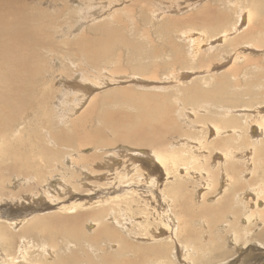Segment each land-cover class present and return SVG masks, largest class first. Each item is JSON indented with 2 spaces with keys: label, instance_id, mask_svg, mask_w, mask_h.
I'll list each match as a JSON object with an SVG mask.
<instances>
[{
  "label": "bare ground",
  "instance_id": "1",
  "mask_svg": "<svg viewBox=\"0 0 264 264\" xmlns=\"http://www.w3.org/2000/svg\"><path fill=\"white\" fill-rule=\"evenodd\" d=\"M44 1L0 0V157L5 160H0V195L5 197V199H0V202L8 201L6 203L7 210L0 209V264H233L236 254H241L245 247L251 243L252 237L255 236L264 241V111L255 108L254 114H248L249 112L247 113L245 109L237 110L229 108L230 106L228 108L221 107L223 109L221 118L217 117L219 120L213 118V122H210L211 125L208 124V117H203L204 121L203 118H200L201 112L199 118L194 119L195 117H193L194 120L191 119L190 124H186L189 127L187 130L183 129L184 131L179 133L180 129L177 130V127L180 126L176 122L177 119L175 120L170 115L174 106H171L164 93L159 94L158 91L157 94H150L137 92L130 88L121 90L117 88L116 91L112 90V93L100 96V94L97 95L98 93H90L88 86L75 89L69 82L74 73L72 74L66 69L64 62L55 58L54 50L53 64L50 74L47 76L46 62L47 60L51 62V59L43 61L41 56L43 53H51L53 42L46 29L51 25H59L63 20H59L61 15H49L46 9L41 8L40 5H43ZM94 1L78 0L79 11L83 14L81 15L82 19L86 13H91L96 4ZM251 1H249L250 5H252ZM97 3L102 6L103 1L99 0ZM136 4L141 5L140 9L144 10L151 2L150 0L149 2L136 0L134 5ZM258 4V0H253L254 8ZM209 6L206 4L200 8L199 13L189 14V20L188 16L186 20L182 17L167 18L156 30H160L162 34L164 31L168 34L175 28L181 29L184 24L192 25L190 23L194 22L195 24H193L198 25L202 33L207 32L215 27L213 25L215 22L221 23L228 18L226 12L211 11ZM206 7L209 8L206 9ZM129 8L119 11L121 15L116 11L107 15L116 21H123L122 14L127 12L126 15L129 16L128 13L132 15L135 13H132L133 8ZM73 12L72 8L69 9L65 17H70ZM252 14L249 12L245 18L248 20L249 28L245 24L246 28L244 27L243 33L238 34L242 28L238 25L242 16L239 14L236 24L230 30L233 31V38L236 39L234 43L237 44L238 39L252 34L256 29L252 26L254 21ZM131 18L133 19V17ZM140 18L142 19V17ZM144 19L147 20L148 17ZM132 22L134 25L135 22ZM258 23L259 25L264 24V14ZM99 25H103L99 31L104 33V46H100L96 39H80L78 41L79 46L87 44L86 60L93 70L101 69L94 66L98 61L109 62V57L105 58V56H111L110 54L113 53L111 50L116 49L117 45H124L123 48L128 47L135 56L149 57L151 61L157 57L159 47L156 44L152 45V42L148 40L149 43L151 42L150 47L147 48L146 44L142 45L147 41L146 37L142 43L139 42V38L138 40L135 38L128 40L116 28L106 25V22L102 21ZM75 28L77 26L71 28L72 32ZM227 30L223 29L218 35L219 38H223V42H230L229 30ZM63 33L66 34V32ZM148 33L147 31L146 34L149 38L150 33ZM182 37L188 40L189 54L197 55L199 40L187 35L185 31H182ZM256 38L258 39V37ZM172 40L169 38L166 42L163 41L165 42L163 46H161L162 42L158 45L164 50L167 46L168 51L172 52L174 63L182 65L185 60L182 57L181 45ZM249 44L246 39H242L240 43V45ZM74 45L73 42L71 46ZM145 47L151 49L147 50ZM255 47L254 50L264 49L259 45ZM239 49L241 46L236 50ZM240 53V51L237 52V57L241 55ZM209 56L208 60L199 62L200 67L205 65L209 67V64L214 62V55ZM237 57L235 56V59ZM135 58L137 59V57ZM130 61L133 63L132 59ZM145 61L147 62V60ZM154 62H143L144 64L136 62L133 63L134 65H128L130 68L133 65L131 69L134 75H139L142 78L147 77L148 80H152L150 82H154L153 80L157 79L155 74L159 69V64ZM114 63V68H112L119 71L128 66H118L115 61ZM250 64V62H245L243 67ZM236 71V66L232 65L227 73L216 77L214 85L216 93H221L229 88L228 84L231 80L229 77H236ZM74 72L76 71L74 70ZM121 72L125 74L124 71ZM121 72L116 71L118 74H122ZM116 73L111 74L115 75ZM144 73L146 76L143 77ZM80 74L81 80L94 84L91 79L88 80L85 72L81 71ZM57 79H60V83L63 84L60 88L55 86L54 82ZM197 84L198 82L193 81V84L188 86L191 91L195 92L194 96L203 94L199 93L196 88ZM146 87L145 89L148 88ZM151 89L153 88L151 87ZM155 90L159 89L155 88ZM68 91H74L76 97L72 98L73 103H65L64 107L66 108L60 109L58 98L62 93ZM52 95H55L54 98H51ZM115 95H119L121 103L130 104L128 107H134V111L122 108L114 111L105 110L103 106L112 97L115 98ZM193 100L196 98L194 97ZM178 109L182 111L183 116L179 118L183 122L187 119L190 120L187 117L189 113L185 112L189 108ZM98 111L103 112L97 115ZM56 112L59 113V117ZM203 113H207V110ZM70 117L72 120L67 128L65 119ZM55 118L57 120H54ZM92 122H97V124L91 127ZM202 126H205V134L211 131V135L214 133L216 136L214 140L208 142L210 147L205 143L204 150L201 148L206 137L204 135L196 136L195 132V136L192 137L191 133L192 127L202 128ZM171 132L176 133L178 137L167 141L166 137ZM121 145L129 149H119ZM91 147H94L95 151L89 149L87 151V148ZM101 148H106V153L99 154L101 151L98 150ZM33 149L39 151L40 161L35 160L36 158L32 154ZM215 149H218L221 154H219V158L217 157L218 160L213 162L211 154ZM65 156L71 159L75 170L83 171L82 179L79 175L68 171L72 179H79V185H73L75 194L59 178H57L59 182L57 191L50 190L52 173ZM125 157H128L130 161L124 160ZM57 158L59 161L50 166L51 162L56 161ZM109 158L111 160H108ZM119 161L122 163V167L116 165L119 164ZM62 169L64 170V166ZM47 170H52V172L48 173ZM236 171L242 177L234 180L231 174ZM111 173L117 175L116 183L106 180L103 184L98 183L101 178L105 179ZM9 175H14L15 182L20 180L24 182L21 175L24 178L32 179L35 183L32 188L26 186L25 191H30L22 193L19 187L17 190H14L13 186L9 187ZM90 177L97 179L98 182L88 181ZM218 177H221L220 181L217 180ZM119 178L120 181L124 178L126 180L121 181L120 184ZM239 180L243 182V187L233 194L230 193L232 184ZM6 182H8L7 185ZM140 183L149 185H139ZM61 185L62 187H60ZM155 185L160 186L159 194L163 197L164 203L162 204L164 206H162V212L157 213V216L156 212L153 215L150 214L151 218L155 216L154 221L149 219L152 220L150 222L146 220L150 217L145 213L147 209L142 207L146 206V200L142 199L141 192L143 191L140 192V190L145 191L147 189L145 187ZM218 185H222L220 191L216 190ZM47 188L49 192L42 194V190L48 191ZM104 190H107L105 197L100 196L104 192L95 196L88 195V191ZM201 190L204 192L202 193ZM8 193L13 196L21 194L22 198L15 199V197L12 202L10 201L12 196L6 197ZM113 194L114 196H112ZM207 197L211 200L207 201ZM13 204L24 207L25 210L30 205H35L37 206L36 212L31 216L24 215L27 214L25 211L22 213L17 211L18 213L15 214L13 212L15 210H12ZM103 204H106L105 208ZM251 206L253 207L251 208ZM56 208L60 211H52ZM147 208L149 209V207ZM40 210L43 212L40 213ZM110 210H117L123 216L122 224H119V227L128 231L133 239L145 238L152 242L136 247L134 241L129 240L120 230L105 220ZM134 210L137 212L135 214L143 218L142 221L136 222L135 216L137 215H130L134 213ZM87 220L94 222L95 227L92 225L93 228L86 229L84 224ZM132 220L135 223V228L127 230V223ZM195 222H199L203 226V231L207 233V242L198 243L195 233H188L187 226ZM215 222L217 224L214 227L213 223ZM249 226H253L254 229ZM166 227L169 236H164L162 233L164 229H167ZM88 230L91 233H88ZM34 232L49 234L50 242L41 243L48 248L46 253L38 254L25 263H22L23 255L22 261L14 260L16 249L11 252H7L6 249L19 246L21 251L25 246H28L30 251H34L37 246L33 244L34 242L30 247L31 236ZM139 235L143 237H139ZM22 238H25V242L20 246L18 243L23 241ZM257 238L258 242L262 241ZM59 239L65 243V247L73 245L74 249L64 252V256L59 254ZM258 242H255L257 247ZM110 245L115 247L113 251H108L111 247L105 250V246ZM2 248H4L3 251ZM93 248L95 254L89 252ZM52 250L55 255L51 259ZM169 257L171 258L169 259Z\"/></svg>",
  "mask_w": 264,
  "mask_h": 264
},
{
  "label": "rangeland",
  "instance_id": "2",
  "mask_svg": "<svg viewBox=\"0 0 264 264\" xmlns=\"http://www.w3.org/2000/svg\"><path fill=\"white\" fill-rule=\"evenodd\" d=\"M70 1H66V0H45L43 2V5H40L41 8L46 9V11L49 15H53V16L61 15L59 17V20H63V22H61L59 25H51L46 29L47 34L50 36V38L53 42V49H52L51 53H43L41 56V59L43 61H45L47 59H51V62H49L48 60L46 62L47 66H48V70L46 73L47 76L50 74V71H51L50 68L52 67V64H53V60H54L53 50H54L55 51V58L60 59L62 61V63L64 62L66 69L69 70V72H71L72 74L74 73V75L70 78L69 82L71 83V86L74 87L75 89H79L80 87L88 86L90 88L89 89L90 93H94V94L98 93L97 95L100 94V96H104L107 93H112L113 92L112 90L115 89V91H116L117 88L119 90L130 88V89H133L134 91H137V92H139V91L143 92V93L147 92L150 94H157L158 91H159V94L164 93V95H166L168 97V100H169L171 106L172 107L174 106L173 107L174 109L172 108L170 115L175 120L177 119L176 122L181 128L184 127L182 129L180 127H177V130L178 129L182 130V131L178 130L179 133L180 132L182 133L184 130H187L189 127L186 124H190V121H192L191 119H193V117H195L194 119L199 118L201 112H202V114H201L202 116L200 118L208 117L209 118L208 124L211 125L210 122L211 121L213 122V118L218 119V120H219V118H221L220 115L223 112L222 108H228L229 106H230L229 108L232 107L233 109H237V110L245 109L247 113L249 112L248 114H254L255 108L262 110V112L264 111V108H263V106H264V104H263L264 103V49L254 50L256 48L255 47L256 45H259V46L264 48V24L262 23L259 25V23H258L259 21H261L263 14H264V0H258L259 4L255 8H254V6H252L253 0L251 1L252 5L249 4L250 0H152V1L150 0L151 4H148L144 10L140 9L141 5H139V4L134 5L136 0H102L103 1V3H102L103 7L101 6L100 3H97L99 0H95L94 2L97 5L95 4L93 6L94 8H92V10H91L92 14L86 13V15L83 17V19L81 18V15H83V14H81V12L79 11L80 7L78 4V0H73V2H70ZM146 1L149 2V0H146ZM206 4L210 5L209 7H210L211 11H216V12L224 11V12H226V14H228V18L226 20L222 21L221 23L215 22L213 24L215 27H213V28L209 29L207 32H203V33L201 32L198 25H194L195 24L194 22H193L194 24L192 22L190 23L192 25L184 24L181 29L179 27L175 28V29L171 30L168 34L165 31L163 32L164 34H162L160 32V30L159 31L156 30V29H159L158 26L161 27V24H162L161 22H163L167 18L173 19V17L174 18L175 17L176 18L182 17V18H184V20H186V17L188 16V20H189L190 19L189 14L199 13L200 8H203V6H205ZM129 7L133 8L134 11H132V13H134V12L135 13L133 15L131 13H128L129 16L126 15L127 12L124 13V15L122 14L123 21H116V19L107 15V14L113 13L115 11H116V13L117 12L120 13L119 11L127 10ZM209 7H206V9ZM261 7H263V8H261ZM71 8L74 12L71 14L70 17H65V15L68 13L69 9H71ZM131 8H129V9H131ZM94 10H95V12H94ZM151 10H153L154 12L153 11L151 12ZM260 10H261V12H260ZM249 12L251 14L253 13L252 15L254 16V21H253L252 26L256 27V29L252 32V34H250V35L248 34V36H245L241 39H238V42L236 44V43H234V42H236V39L233 38L234 33H233V31H230V30H231L232 26L234 24H236V21L239 17V14H241L242 16L240 17L238 25L241 26L242 28L245 27V24L247 26L248 20H246L245 18L247 17ZM99 14H100V16H99ZM120 15H121V13H120ZM131 17H133V19ZM140 17H142V19ZM146 17H148L147 20L144 19ZM243 17H244V19H243ZM80 20H82L81 23H80ZM120 20H122V19H120ZM102 21L104 23L106 22V25L108 24L109 27L116 28L118 30V32L119 33L121 32V34L123 36H125V38L128 40H133L134 38L138 40V38H139V42L142 43L143 41H145L147 39V41H145L146 43L143 42V44H142V45L146 44L145 46H147V48L151 46V42H152V45L156 44L159 47V53H158V55H156L157 56L156 58L152 59L155 62L151 61L149 57H148L149 58L148 59V58L138 57V55L135 56L133 54V52L128 47H125L127 49L126 50L125 48H123L124 45L122 46L120 44L121 46L117 45L118 47H116V49L111 50V51H113V53L110 54L111 56H109V55L105 56V58L109 57V60H108L109 62L104 63L102 61H98L96 64H94V66L101 68V69L97 70V71L93 70L89 66V64L86 60V57H87V55H86V48L87 47L86 46H87V44H84L83 46H79L78 41L80 39H90V40L96 39L100 46H104L105 45L103 42L104 33L99 31V28H101L103 26V25H99L100 23H102ZM131 21H134L135 24L133 25V22L131 23ZM196 21H197V19H196ZM242 24H244V26H242ZM256 25H258V26H256ZM261 25H263V27H260ZM74 26H77V28H75L74 31L72 32L71 28ZM242 28H240V29L242 30ZM245 28L242 31L240 30V33H238V34L243 33ZM247 28H249V27L247 26ZM223 29L229 30V31L228 30L227 31L229 32L228 37L230 38V40L229 39L228 40L230 42H223V38H219L218 35L221 33V31ZM147 31L150 33V34L148 33L149 38L147 37L148 35L146 34ZM182 31H185L187 35H190L191 37L195 38L196 40H199V48L197 47V49H198L197 55L189 54L190 51L187 49L189 43H188L187 39H183ZM63 32H66V34H64ZM260 34H262V35L260 36ZM140 35L141 36L144 35V36L141 37ZM159 35H162V36H159ZM163 36L167 39H169V38L171 40L173 39L172 41L181 45V50L183 51L182 57H184V60H185V62L182 65H178V64L174 63L172 52L168 51L167 46L165 47V50L161 47V46H163V44L167 40V39L165 40V38ZM256 37H258V39ZM144 38H145V40H144ZM242 39H246L247 42L250 44L249 45H240V43L242 42ZM148 40L151 42L149 43ZM163 41H165V42H163ZM73 42L75 45L71 46V44H73ZM161 42H162V45L159 46L161 44ZM244 44H246V43H244ZM232 46H234V47H232ZM239 46H241L242 50L241 49L236 50ZM147 48L145 47V49H147ZM150 49L151 48H149L147 50H150ZM129 50H130V52H129ZM238 51L241 52L240 53L241 55L239 57H237V55H236ZM247 51L249 54L247 53ZM131 52H132V54H131ZM129 53H130V55H129ZM212 54L214 55V59H215L214 62L210 63L209 67H206L207 65H205L204 67H200L199 62L201 60H203V61L206 59L208 60L210 57L209 55L212 56ZM222 54H223V56H222ZM243 54L248 55L250 57L245 56ZM224 56H225V58H224ZM235 56L237 57L236 59H235ZM134 57H137V59L135 58L136 59L135 60ZM244 57H245V59H244ZM117 59H118V61H117ZM131 59H132L133 63L137 62L138 64H144V63H150V62H154L156 64H159V69L155 74V77H157V79L153 80L154 82H150L152 80H148L147 77H144V76H146V73L142 74V76L146 79L139 77V75H134V72L131 69L134 64L130 61ZM139 59H141V60L139 61ZM144 59L147 60V62ZM114 61L116 62V64L118 66L126 67L128 64H133V65H131V68H130V65H128L125 69L124 68L120 69L121 71L125 72V74H124L123 72H121L119 70L113 69L114 65H115ZM245 62H250L251 64L245 65L243 67V64ZM232 65L236 66V69H237L236 77L230 76L229 80L230 79L231 80L228 84L229 88L227 90H224L221 93H216V91L214 89L216 77H218L221 74L227 73V70ZM103 68H104V70H102ZM73 69L76 72H74ZM105 69H107V70H105ZM79 70H80V72L81 71L85 72V75L87 76L88 80L91 79L95 85L93 83H89V82L81 80V74H80ZM116 71L121 72L122 74L119 73L121 76L118 73H116ZM108 72H110V73H108ZM169 72H171V73H169ZM111 73H116L115 74L116 76L111 74ZM122 75H125V76H122ZM170 75H173V76H170ZM158 77H159V79H158ZM164 77H166V78H164ZM141 81L142 82L144 81V82L142 83ZM193 81L195 83L198 82V84L196 85V88L199 90V93H203V94H201V95L198 94V95L194 96L195 92L191 91L188 87L189 84H191V83L193 84ZM54 83H55L56 87L58 86V88H60L63 85L62 82L60 83V79H57V81H55ZM139 83L141 85H138ZM124 86H126V87H124ZM154 86H156V87H154ZM145 87L147 89H145ZM151 87L154 89V91H153V89H151ZM164 87H166V88L164 89ZM155 88H157L159 90L156 91ZM165 93H167V94H165ZM54 96L55 95H52L51 98H54ZM115 96H116L115 97L116 100L114 97H112L114 99L111 98V100H110L111 102L109 101L110 103L107 102L103 106V108L105 110L110 109V110L114 111V110L122 108V109L127 110V111H134V107H132V106L128 107V106H130V104L125 105L126 103L125 104L121 103L122 100L118 97L119 95H115ZM75 97L76 96H75L74 91H68V92L62 93L60 95V97L58 98V101H59L58 107L60 109L66 108V107H64V106H66L64 104L65 103H73L72 98H75ZM194 97L196 98V100H193ZM75 101H77V100H75ZM115 101L118 103L114 104V103H116ZM125 106H127L128 108ZM183 107L189 108L185 112L189 113V115L187 117L190 119V120L187 119V121H184V122H183V120H181L179 118L180 116H183V115H182V111L180 109H178V108H183ZM192 108H194V109H192ZM198 108H200V109H198ZM221 109H222V111H221ZM206 110H207V113H203V112H206ZM190 111H192V112H190ZM102 112L103 111H98L96 114L100 115ZM198 113H199V115H198ZM57 115L59 117V113H57ZM217 117H219V118H217ZM54 120H57V118H55ZM70 120H72V117L65 119V121H66L65 125L67 126V128H68V124H69ZM202 120L204 121V118ZM180 122L182 125L180 124ZM95 124H97V122H92L91 127L94 126ZM99 125H101V124L99 123ZM204 127L205 126H202V128H195V127L191 128V130H192L191 133L193 135L192 137L195 136L194 132H195L196 136L204 135L206 137V140H205L206 142L203 141V146L201 148L202 150H204V146L206 144H207V146L210 147V144H208V142H211L212 140H214L216 138V136H214V133L211 135V133H212L211 131H209V133L205 134L204 133V131H205ZM225 127H226V125H225ZM197 131H198V133H197ZM173 137L176 138V137H178V135L176 136V133L173 134V132H171L167 135L166 139H167V141H170V140L174 139ZM113 147H116V146L113 145ZM127 148L128 147H126L124 145H121L119 147V149H127ZM20 149H23V148H20ZM88 149L90 151L91 150L95 151L94 147L87 148V151H89ZM106 150H107L106 148H101L98 151L99 152L101 151L99 154H102V153H106L105 152ZM213 153L211 154V155H213L212 161L214 160L213 162H215L216 160H218L217 157L219 158V154H221V152L218 149H215V151ZM32 154L36 158L35 159L36 161H40L39 156H38L39 151L33 149ZM0 160H4V159L0 157ZM108 160H111V159L109 158ZM124 160L130 161V159L128 157H125ZM124 160H122V161H124ZM133 160H134V158H133ZM57 161H59L58 158L56 161L51 162L50 166L55 165V163ZM60 163L61 164L58 163L59 165L57 167H55L54 172L52 173V177H51L52 185H51L50 190L53 191V189H55V191H57V189H58L57 185L59 183L57 181V178H59L60 180H62L63 183H65L67 186H69L70 189L72 190V192L75 194L76 191L73 189V185H79L78 184L79 179L78 178L72 179L70 176V172H68V171H71L72 173L79 175V177L81 179L83 178V176H82L83 171L75 170V168H73V167H75V165H73L71 159H68L67 156H65L64 159L60 161ZM116 165L122 167V163L120 161H119V164H116ZM63 166H64V170L62 169ZM42 170H44V168H42ZM47 172L50 173V172H52V170H47ZM28 173L36 174L34 172H28ZM13 176L9 175V177H8V179H10V184H8L9 187H12V186L15 187V189L13 188L14 190H17L19 187V189L21 190L22 193L30 191V190H27V191H25V190L27 189V187L32 188L33 184L35 183L32 179L24 178L21 175H20V177H21V179H24V182L22 180H20L19 182H15L13 179ZM108 176H106L105 179L101 178L99 182L97 181V179H94L91 177L88 179V181H91V182L93 181L94 183L98 182L99 184H101V183L103 184V182H105L104 180L110 181L111 183H116V181H118L116 174L111 173V174H108ZM231 176L233 177L234 180H237L238 177H239V179L242 177V175H240V173L238 171L232 172ZM159 178H160V176H159ZM220 178L221 177H218L217 180L220 181ZM125 180H126V178L121 179L122 182H124ZM121 181L119 178L120 184L122 183ZM7 183L8 182H6V185H7ZM142 184H144V183H140L139 185H142ZM144 185L147 186L149 184H144ZM40 186L42 187L43 185H40ZM60 187H62V185ZM217 187L219 189L217 188L216 190L220 191V188L222 187V185H218ZM242 187H243V182H241L240 180L238 182H234L230 188V193L233 194L235 191L239 190ZM145 188H147V189L150 188V189H148V190L145 189V191L140 190V192L143 191V192H141L142 199H144V201L146 200L145 201L146 206H142V207L147 209V210H145L146 211L145 213H147L149 215L148 217H150V214L151 215L155 214V212H156L155 215L157 216L158 215L157 213L162 212L161 211L162 206H164V204H162V203H164L163 197L159 194L160 193V186L155 185L153 187L148 186ZM151 188H152V191H151ZM108 189H109V187H108ZM107 190L94 191V192L88 191V193H89L88 195L95 196V195L100 194L101 192H104V193H101L100 196L105 197V196H107V192H106ZM157 191H159V192H157ZM43 192H49V189H48V191L42 190V194H43ZM201 192L203 193L204 191L201 190ZM118 193H120V192L118 191ZM9 196H12L11 200H10L12 202L14 201L13 199L15 197H16L15 199L22 198L21 194L20 195L18 194L16 196H13L9 193L6 194V197H9ZM112 196H114V194ZM209 197H207V199H206L207 201L211 200ZM67 198H66V200H67ZM0 199H5V197H1V195H0ZM148 199L150 202L148 201ZM25 200H27V199H25ZM151 200H153V201L151 202ZM212 200H213V198H212ZM147 201H148V203H147ZM7 202L8 201L5 202L4 200H2V202H0V209L2 211L7 210V207H6ZM150 203H152L153 205ZM132 204H134V203H132ZM103 207L105 208L106 204H103ZM147 207H149L150 210ZM252 207L253 206H251V208ZM36 208H37V206L30 205L25 210L24 207H18V205H14V204L12 205V210H15V211H13L15 214L17 211L21 212V213L25 211L28 214V215L24 214L26 216H31V214L35 213ZM172 208L175 210L174 207H172ZM31 210H32V213H31ZM54 210L60 211L58 208L53 209L52 211H54ZM39 212L42 213L43 211L40 210ZM135 213H137V212L134 210V213L130 214V215H134V216L137 215V216H135L136 222L142 221L143 218H141L140 216H138V214H135ZM162 216L163 215L161 213V217ZM122 217L123 216L120 215V213H118L117 210H110L108 212L107 216L105 217V220L108 221L109 223H111L113 226H115L118 230H120L126 237H128L129 240L134 241L135 244H134V242H132V243L136 247H140V245H144V244L147 245L149 242H152L151 240L148 241V239H145V238H140L138 240L133 239L132 236L129 235L128 231L122 230L119 227V224H122ZM153 218H151V217L146 218V220L151 222L152 220L154 221ZM149 219H152V220H149ZM90 221L91 220H87L85 222L84 226H86L85 227L86 229L87 228L88 229L93 228L94 222L91 221V223H92L91 224ZM26 222H27V220L25 221V223ZM195 223H196V225H195ZM195 223H191L189 226H187L188 233H195V235L197 237L196 241L198 243L207 242L208 241V238L206 235L207 233L205 231H203V229H202L203 226H201V223H199V222L198 223L195 222ZM216 224H217L216 222L213 223L214 227L216 226ZM249 227H252L254 229L253 226H249ZM131 228H135V223L133 220L130 221V223H127V230H131ZM167 231H168V228L166 230L164 229L165 233L162 232L164 236L169 234ZM88 233H91V232L89 231ZM139 237H143V236L139 235ZM31 238L32 239H31L30 247L32 246L33 242H34L33 244L37 245L35 247L34 251H30V248L28 246H25V248H23L21 251H20L19 246H17V248L15 246H12L10 248H7V249L5 248V249H6V251L8 250L7 252H11V251L16 249V255L14 257V260L22 261V255H23L24 261L22 263H25V262H28L29 260H32L38 254L44 255L48 248H46L41 243L42 242H50L49 234L44 233V232H34L33 235L31 236ZM256 238L257 237H255V236L252 237V240L250 241L251 243L248 244L245 247V249L243 248L244 250L241 252V254H238V253L236 254V258L234 259L233 264H264V241H263V239L257 238V239L262 240L261 242H258L256 240ZM22 239H23V241L22 242L19 241V243H18V245H20V246L23 242H25V238H22ZM255 242H258V247H257ZM58 243L60 246L58 253L63 255V256L65 255L64 252H69V251L74 249L73 245H71V246L68 245L67 247H65V243L61 239L58 240ZM109 247H111V245L105 246V250H107ZM113 248H115V247L109 248L108 251H113ZM3 249L4 248H2L1 250L3 251ZM89 252L92 254H95L94 248L92 251L89 250ZM97 253H99V252H97ZM54 255H55V252L52 250L50 258L52 259L54 257ZM127 256H131V255H127ZM194 256H192V257H194ZM170 258L171 257H169V259ZM241 258H243V260H241ZM185 260H186V258H185ZM186 262H187V260H186ZM184 264H189V263H184ZM207 264H212V263H207ZM221 264H224V263H221Z\"/></svg>",
  "mask_w": 264,
  "mask_h": 264
}]
</instances>
